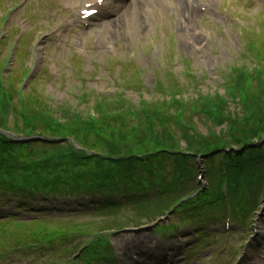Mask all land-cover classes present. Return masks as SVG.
Listing matches in <instances>:
<instances>
[{
	"label": "rangeland",
	"instance_id": "rangeland-1",
	"mask_svg": "<svg viewBox=\"0 0 264 264\" xmlns=\"http://www.w3.org/2000/svg\"><path fill=\"white\" fill-rule=\"evenodd\" d=\"M24 1L3 0L4 5L0 6V23L7 15L12 17L9 23V27H12L10 38L6 42L1 41L0 45V110L2 118L8 120L11 128L23 120L33 122L31 118L38 122L50 118L60 124L76 118L114 122V117L122 113L137 123L138 117H145L143 111L150 118L181 116L185 120L187 113H198L206 100L211 101L218 96L227 100L229 96H236L239 103L242 94L257 106L252 110H263L264 0H186L195 6L196 15L192 19L183 15L185 0H166V6H160L158 0H151L152 4L147 3L150 9L143 8L140 16L136 17V23L114 34H110L112 29L104 31L103 20H96L90 27L77 23L69 25L68 22L75 18L69 7L80 0H57L64 6L50 4L52 0H26L22 5ZM142 1L138 0L137 3ZM17 4L20 6L14 9ZM123 9L113 18L118 20L126 10ZM67 12L69 18L66 21ZM22 33L24 35L16 53L15 48ZM45 35L50 38L40 44ZM13 56L12 62L5 66V62ZM27 76L30 78L27 79ZM236 91L239 93L236 94ZM175 103L179 106H173ZM227 110L240 120L235 117L232 121L227 120L224 126H218L207 118L201 121L197 117L194 120V124L198 125L196 134L203 139L195 137L193 133L186 134L191 141L182 140L180 147L186 148L190 143L202 146L207 142L223 141L227 132L231 133L230 125L237 126L238 133L246 117L243 107L231 99ZM185 124H188L186 120ZM22 125L25 126V123ZM92 129L90 131H95ZM22 130L15 133L9 130L5 134L0 132L7 139L24 146L16 152L21 156L30 151L26 146L59 140L48 138L39 131L26 136L28 131ZM126 134L125 137L130 135L128 132ZM109 140L110 144H114L113 139ZM59 143L60 147L65 146L64 140H59ZM69 145L79 153L88 151L74 142ZM47 147L37 146L35 152L42 155ZM52 149L57 155L60 152L59 148ZM230 150L238 152L236 148ZM227 152L230 151L227 149ZM183 153L185 155L186 151ZM88 154L96 155V152ZM190 156L202 158L198 161L200 179L201 172H205L207 157L195 153ZM204 176L203 182L208 181L209 177ZM195 182L198 179L188 184L189 189L178 193L176 198L188 195L189 190L198 187ZM170 196L169 201L164 199L157 207L165 208L174 197ZM154 197L152 194L149 199ZM260 197L259 208L250 219L243 226L234 222L230 231L226 228L224 215L205 219L195 229L182 225L178 234L172 237L147 230L138 234L123 230L111 233L118 254L116 264H133L130 258L135 254V248L140 249L138 253L147 251L148 264H250L253 259L264 261V253L259 254L256 250L252 255L249 249L254 240L264 238L261 232L264 189ZM18 207V202L11 203L10 200L1 203L0 222L18 211ZM91 207L92 200L89 198L80 213L67 212V215L71 214L67 217L63 216L66 206L52 203L49 211L37 217L55 225L71 219L79 223V231L98 234L118 228V221L125 224L129 217L149 214L147 207H127L115 212L100 210L99 205L96 207L98 211L93 212ZM31 211L35 210L27 209L15 214L19 216L16 223L32 219ZM180 217L176 214L173 220L167 222L179 226L184 219ZM23 233L28 236L26 232ZM197 234H205L201 238L204 240L197 238ZM200 241L205 246L196 251L195 247ZM147 246L152 247L148 250ZM70 257L63 252L53 257L28 249L20 250L10 258H1L0 264H65ZM141 263L144 264L142 258Z\"/></svg>",
	"mask_w": 264,
	"mask_h": 264
},
{
	"label": "trees",
	"instance_id": "trees-1",
	"mask_svg": "<svg viewBox=\"0 0 264 264\" xmlns=\"http://www.w3.org/2000/svg\"><path fill=\"white\" fill-rule=\"evenodd\" d=\"M242 79L239 75V80ZM246 79L249 83V78ZM229 89L234 93L232 88ZM238 91L235 93H239ZM231 99L243 107L246 116L238 133L239 128L230 125L231 133L227 132L223 141L207 142L202 146L190 143L186 148L180 147L182 140L191 141L186 138V134L193 133L195 137L203 139L196 134L198 125L194 124V120L197 117L201 121L207 118L218 126H224L227 120L232 121L236 114L227 110ZM173 106L179 105L175 103ZM252 107L257 108L244 94L241 95L239 103L236 96H229L227 100L218 96L214 100H206L198 113H187V125L181 116L150 118V115L143 111L145 117H138L137 123L122 113L115 115L114 122L76 118L60 124L50 118L40 122L31 118L33 122L23 120L12 128L2 119L0 110V128L3 131L10 130L15 133L23 129V132L28 131L26 136L39 131L48 138L55 137L65 141L64 147L59 146V140L26 146L30 151L21 156L16 152L24 148L22 144L0 136V197H13L22 201L26 207H34L35 202H43L46 198L48 201H54L69 199L66 197L75 195L81 199L87 192L95 198L98 194L107 197L108 194L105 193L111 191V197L101 203L100 210L118 209L125 203L123 199V204L120 203V198L112 195L121 192L120 190L129 192L124 195L126 203L136 198L131 194L132 191L137 192V189L143 194L156 191L161 196L171 193L175 195L184 183L195 180V172L199 167L198 159L190 156L195 153L207 157L205 166L210 188L193 204L222 206L225 199L221 187L225 181L229 182L230 194L238 204L239 195L248 199L246 195L257 192L264 180V106L261 112L258 109L252 110ZM236 120L240 119L236 117ZM22 123H25V126ZM90 128L95 131H90ZM126 132L130 134L127 137L124 136ZM109 139H113L114 144H110ZM70 142L86 148L87 153L76 152L69 145ZM231 143L233 144L230 145ZM45 145L48 147L43 150L42 155L35 152V147ZM231 146L233 147L229 148ZM52 147L60 149L58 155ZM233 148L238 152L230 150ZM227 149L230 152H227ZM89 152H96V155H89ZM217 162L219 168L215 169ZM23 227L31 229L26 230L29 231L27 239L34 240L41 244L40 246H53L67 239L71 242L72 236L79 231L80 226L74 223L55 225L34 222L30 225L23 224L20 228ZM8 235L1 234V240ZM19 241L22 242L23 239L19 238Z\"/></svg>",
	"mask_w": 264,
	"mask_h": 264
},
{
	"label": "bare ground",
	"instance_id": "bare-ground-1",
	"mask_svg": "<svg viewBox=\"0 0 264 264\" xmlns=\"http://www.w3.org/2000/svg\"><path fill=\"white\" fill-rule=\"evenodd\" d=\"M99 1H101V0H84L83 4L92 6L88 9H92V8L97 9L95 5L98 4L97 6H101ZM102 1H103L102 4H104L105 7L108 5L109 6L114 5L115 6V9H114L115 13H119V9H116L118 7L117 3L122 2L124 0H102ZM148 1H150V0H143L140 3H137L138 0H129L126 3V7H125L126 10L120 15V18L118 20L114 19L113 22H111L112 24L110 23L111 24L110 28H112V30H111L112 32L110 34L117 33L119 30H121L123 28H128V26L131 23H134V22L136 23V20H137L136 17L140 16L143 8L150 9V6L149 7L147 6ZM158 2H159L160 6H164V5L166 6V4H167L166 0H158ZM185 5H186V8H185V12L183 13V15H184V17H187V19H192L196 15L195 8H194V6L192 8V4L189 2H186ZM135 6H137V7H135ZM88 9L85 8L83 11L88 10ZM100 12L103 13V11H100ZM104 31L109 32V31H107V29L105 27H104ZM262 227H263L262 232L264 234V222H262ZM254 243H256V242H254ZM140 256L144 260L145 257H147L146 252L140 253ZM255 264H261V263L258 262Z\"/></svg>",
	"mask_w": 264,
	"mask_h": 264
}]
</instances>
